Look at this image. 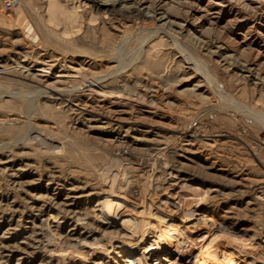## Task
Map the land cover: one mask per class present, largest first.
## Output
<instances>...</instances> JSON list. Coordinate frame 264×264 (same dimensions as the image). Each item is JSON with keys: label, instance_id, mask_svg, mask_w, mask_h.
Instances as JSON below:
<instances>
[{"label": "rangeland", "instance_id": "obj_1", "mask_svg": "<svg viewBox=\"0 0 264 264\" xmlns=\"http://www.w3.org/2000/svg\"><path fill=\"white\" fill-rule=\"evenodd\" d=\"M4 1L0 264L143 263L110 173L264 262V0Z\"/></svg>", "mask_w": 264, "mask_h": 264}, {"label": "bare ground", "instance_id": "obj_2", "mask_svg": "<svg viewBox=\"0 0 264 264\" xmlns=\"http://www.w3.org/2000/svg\"><path fill=\"white\" fill-rule=\"evenodd\" d=\"M110 174V198L103 197L101 205L109 210L113 223L123 224V228L131 233L120 241L121 246L143 257V253L149 251L141 264H149L155 258H159L155 264H264L258 252L248 251L249 248L242 243L218 242L223 236L210 232L205 225L194 228V224L186 222V225L176 218L180 221L177 224L171 214L159 210L151 212L147 208L146 197L141 200V206L131 205L122 196L123 192L116 193V176ZM191 229H196L194 235H191ZM112 244L111 247L114 246Z\"/></svg>", "mask_w": 264, "mask_h": 264}, {"label": "built area", "instance_id": "obj_3", "mask_svg": "<svg viewBox=\"0 0 264 264\" xmlns=\"http://www.w3.org/2000/svg\"><path fill=\"white\" fill-rule=\"evenodd\" d=\"M4 5L6 8L9 9L10 7H12L14 5V0H5Z\"/></svg>", "mask_w": 264, "mask_h": 264}]
</instances>
